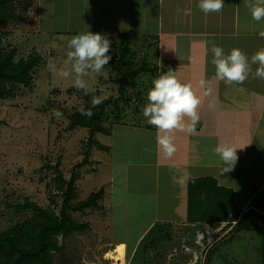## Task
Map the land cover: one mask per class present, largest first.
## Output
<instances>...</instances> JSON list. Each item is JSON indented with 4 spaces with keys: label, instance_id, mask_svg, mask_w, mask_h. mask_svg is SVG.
<instances>
[{
    "label": "rangeland",
    "instance_id": "obj_1",
    "mask_svg": "<svg viewBox=\"0 0 264 264\" xmlns=\"http://www.w3.org/2000/svg\"><path fill=\"white\" fill-rule=\"evenodd\" d=\"M243 7L248 8L246 3L242 4ZM128 8L131 14L132 11L135 12L133 23L136 22L137 27H140L139 24L144 23V18L140 19V23L138 20L142 9L135 4L129 5L128 0H19L16 4L19 18L0 24L1 46L6 50L15 47L17 50L15 59L26 57L31 53H36L41 58L30 88L15 85L12 87V97L0 98V232L31 215L29 209L15 208L16 203H22L25 199L41 207L54 206L51 203V200H54L58 211L63 200L64 188H58L59 185L54 180L57 174L66 181L70 177L74 178L71 202L83 200L91 192L103 190L102 198L98 200L101 205L100 210L85 209L81 213L69 211L71 217L80 222H87L89 227L83 232L73 234L72 246H68V243L63 247V251L57 255L58 258L56 257L55 264H126L130 253L125 250L124 243L116 244L124 247L125 260L123 254L114 261L110 258L117 251V247L113 248L116 244L113 246L109 238L117 240L124 237L132 244L142 230L141 225L145 222V218L150 214L146 211L149 207L147 205L144 207L145 200L141 198L138 202L136 198L135 202L134 195L130 197L131 210L127 211L125 217L122 209L115 210L116 226L112 228L110 234H105L101 223L107 213L105 200H108V197L103 196L109 189L111 169L114 168L118 174V165L112 166L108 151L99 150L92 141L96 139L106 145L110 142V137L91 133L89 128L85 127L70 128L68 116L77 108H84L88 101L74 86V75L61 78L50 71L48 66L49 60H54L57 69H70V65L65 64V60L67 52L70 51L67 45L73 36L87 31L106 35L112 41L109 53L112 58L101 73L90 72L85 77L89 88L93 90L92 94L102 96L104 99L116 98L118 106L122 109L115 114L107 113L109 119L104 120L103 124L106 127L109 126L110 121L125 125L148 124L142 109L148 103L150 78L140 73L135 80L125 85H122L121 78L127 73L123 66V62L127 59H133L135 62L143 60L148 62V67H156L152 58L155 55V47L146 50V45L155 37L137 34L131 36V40L127 42L118 36L125 27L124 14ZM232 8L235 9L234 5ZM117 9L121 13L118 18L115 16ZM246 10L247 14L237 21L239 31L262 32L264 20L260 22L253 20L249 8ZM214 23L217 21L210 19L205 24L214 29ZM200 24L201 29L204 28L203 23ZM159 38V58L162 65L155 78L167 72L174 60H180L185 64L182 60H187L188 56H191V60L193 59L191 65L194 66L199 54L196 50L199 49L200 43L204 47L201 56H204L205 61L201 71L203 70L204 76L215 72L212 63L214 54L211 49L216 37H193L198 41L184 34L175 38L161 35ZM220 39L224 41V43L222 41L224 53L229 54L231 48H238L241 35ZM253 39L255 38H248L251 43L254 42ZM125 42L129 50L122 56ZM173 43L177 47L174 48L172 58L169 46ZM188 47L191 49H187ZM132 51L135 53L134 56L131 54ZM191 70L193 78H200L196 76V69ZM54 109L63 110L68 116L57 119L52 114ZM120 197V193H117L118 206H120ZM125 225L130 226L122 227ZM223 231L224 229L217 228L213 236L205 241L194 233L192 240L189 229L175 226L171 249L167 250L163 258L159 257L163 249L148 252L147 258L156 260L154 264H204L206 246L219 241L218 239L223 237ZM237 238L238 235L227 245L220 247L222 250L220 255L227 252V260L221 261L214 253L210 264H246L245 260L240 259L245 245ZM58 239L60 241V237ZM178 242L181 245L176 248L175 244L177 245ZM63 254L66 256L64 263Z\"/></svg>",
    "mask_w": 264,
    "mask_h": 264
},
{
    "label": "crops",
    "instance_id": "obj_2",
    "mask_svg": "<svg viewBox=\"0 0 264 264\" xmlns=\"http://www.w3.org/2000/svg\"><path fill=\"white\" fill-rule=\"evenodd\" d=\"M128 1L129 5L135 4L142 9L138 20L140 23V19L144 18V23H138L141 26L137 27L136 22L133 23L135 12L132 11V16L128 8L124 14L126 24L122 32L130 36L138 34V36L157 37L153 60L157 67L156 75L162 65L159 58L161 35H169L173 38L182 34L191 38L216 37L213 46L222 48H224L223 39L220 38L230 39L241 35L238 49L249 58L260 48H264V37L260 35L264 30L250 33L239 31L237 21L247 14L246 9H248L242 8L245 0H224L225 6L221 12L208 15L199 9L198 0ZM233 5L235 9L232 8ZM186 11L191 14H185ZM120 14L117 9L115 16L118 18ZM210 19L217 21L214 23V29L205 24ZM200 23H203L204 28L201 29ZM249 37L255 38L253 43L249 42ZM198 45L199 49L196 51L199 54L194 66L191 65L193 63L191 56H188L187 60H182L185 64L180 60H174L171 65L172 70L177 71V77L181 82L191 83L193 90L201 99L198 109L200 119L196 124V131L175 132L177 151L172 158L164 156L162 148L157 143L158 130L152 125L147 127V124L144 126L114 124L110 134L107 135L110 137V142L106 144L109 147L110 162L112 166L118 165V174L114 168L111 169L109 189L103 196L108 197V200H105L107 213L101 223L105 234H110L112 228L116 226L115 210L122 209L124 217L127 211L131 210L130 197L134 195L135 202L136 198L138 202L141 198L145 200L144 207L147 205L149 208L146 211L150 212L132 244L124 237L117 240L109 238L113 246L116 243H124L130 257L141 237L155 222L171 223L173 228L175 226L187 228V184L190 179L213 178L220 187L232 190L234 202L241 214L254 210L264 215V80L254 77L256 65L252 66L253 72L243 84L226 85L216 79L215 72L204 76L203 70L201 71L205 63L204 56H201L204 47L201 43ZM176 47L175 43L169 46L172 58ZM191 69H196V76L200 78H193ZM202 79L209 82L210 95H205L207 89L199 86V81ZM210 103L215 106L209 107ZM223 143L245 147L237 150L239 159L234 170L220 175L221 162L213 149ZM117 193L121 196L120 206L116 200ZM234 223L232 222L222 232V236ZM225 225V222L221 224L207 222L197 225L195 233L205 241L213 236L217 228H223ZM127 226L130 225L122 227L127 228ZM237 235V239L245 245L240 259L245 260L246 264H260V235L252 231H241ZM116 247L117 251H121L117 244L113 248Z\"/></svg>",
    "mask_w": 264,
    "mask_h": 264
},
{
    "label": "trees",
    "instance_id": "obj_3",
    "mask_svg": "<svg viewBox=\"0 0 264 264\" xmlns=\"http://www.w3.org/2000/svg\"><path fill=\"white\" fill-rule=\"evenodd\" d=\"M18 2L19 0H0V24H6L19 18V13L16 12V4ZM118 36L127 42L132 38L125 32L118 34ZM156 39L157 37L146 45V50L153 46L155 47ZM128 50L129 47L125 42L121 55L127 54ZM16 51L15 47H11L8 50L4 49L0 40V98L12 97V87L15 85L30 88L34 72L41 62L40 56L36 53L15 59ZM131 54L134 56V51ZM147 64L148 62L143 60L141 62H135L133 59L125 60L123 66L127 73L121 78L122 85L127 84L129 81L132 82L140 73H143L150 78L149 85L152 88L157 67H148ZM80 92L83 93L88 101L84 109H91L94 115L90 118L86 115H81L79 111L81 108H77L69 116L65 111L61 110L64 117L68 116L70 118V128L85 127L89 128L91 133L109 135L110 126L117 123V121H110L108 127L103 123L104 120L109 119L107 113L115 114L122 111L117 104V99H104L101 105L92 108L91 99L93 94L85 95L82 90ZM146 126L149 127L150 125L147 124ZM92 144L96 145L99 150H109L108 146L103 145L96 139L92 141ZM54 180L58 183L59 189L64 188L62 192L63 200L58 211H56L54 200H51L54 206L47 207H41L27 199L22 203H16L15 208L29 209L32 213L24 220L16 222L0 232V264H55L58 258L57 255L63 251V247L66 244L68 245V243V246H72L73 234L83 232L89 227L87 222H80L71 217L69 211L81 213L85 209H101L98 200L102 198V189L91 192L83 200L71 202L74 178L70 177L66 181L60 174H57ZM187 191L186 221L192 240L197 225L207 222L213 224L225 222L226 225L222 228L225 230L232 222H235L228 232L218 239L219 241L212 242L211 245L206 246L204 264L211 263L214 253L217 254L221 261L223 259L227 260V252L220 255L222 251L220 247L231 242L241 231H252L260 235L259 261L260 264H264V215L254 210H248L241 214L234 202L232 190L220 187L216 180L210 177L190 179L187 184ZM172 226L171 223L155 222L139 240L128 264H154L156 260L147 258V253L155 252L157 249H163L159 255L160 258H163L162 256L173 245L172 241L175 233ZM58 237H60V241ZM180 245L181 243L178 242L175 247L179 248ZM117 246L123 252L122 257L125 260L124 247ZM65 259L66 256L63 254V263Z\"/></svg>",
    "mask_w": 264,
    "mask_h": 264
},
{
    "label": "clouds",
    "instance_id": "obj_4",
    "mask_svg": "<svg viewBox=\"0 0 264 264\" xmlns=\"http://www.w3.org/2000/svg\"><path fill=\"white\" fill-rule=\"evenodd\" d=\"M245 3L253 20L257 22L264 20V0H245ZM197 6L205 15H208L221 12L225 5L224 0H198ZM185 14L190 12L186 11ZM260 35L264 37V32ZM111 44L112 41L100 33L87 31L77 34L69 40L67 45L70 51L67 52L65 64L70 65V69H57L54 60H49V69L61 78L74 75V86L82 90L85 95H89L93 90L89 88L85 77L90 72L101 73L109 64L112 58L109 54ZM211 51L214 54L212 63L215 66L216 79L223 81L226 85L243 84L253 72V65H256L254 77L264 80V48H260L250 58L238 48H233L229 54H225L221 46H213ZM152 83L153 87L147 95L148 103L142 109L143 116L149 125L157 128V143L162 148L164 156L172 158L177 151L175 132L194 133L196 131V124L200 119L198 109L201 99L193 90V85L181 82L177 77V71L171 68L160 74ZM199 86L207 89L205 95H210L208 81L200 80ZM103 100L104 97L93 94L92 108L101 105ZM214 106L213 103L209 105V107ZM79 111L81 115L89 118L94 115L91 109L81 108ZM52 114L57 119L63 118L60 110L54 109ZM244 147L223 143L213 149L221 162L220 175L234 170L239 159L237 150ZM173 179L175 181V177Z\"/></svg>",
    "mask_w": 264,
    "mask_h": 264
},
{
    "label": "bare ground",
    "instance_id": "obj_5",
    "mask_svg": "<svg viewBox=\"0 0 264 264\" xmlns=\"http://www.w3.org/2000/svg\"><path fill=\"white\" fill-rule=\"evenodd\" d=\"M114 249H116V248H114ZM121 255V251H117V252H115V254H112L111 256H110V258H112L113 259V261L115 260V258L116 257H119ZM115 264V263H114ZM117 264V263H116ZM122 264V263H121Z\"/></svg>",
    "mask_w": 264,
    "mask_h": 264
}]
</instances>
